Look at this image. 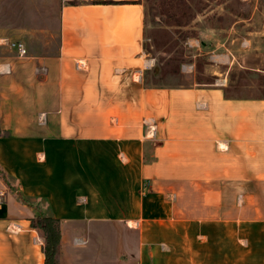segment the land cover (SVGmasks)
Returning <instances> with one entry per match:
<instances>
[{
    "label": "crops",
    "instance_id": "1",
    "mask_svg": "<svg viewBox=\"0 0 264 264\" xmlns=\"http://www.w3.org/2000/svg\"><path fill=\"white\" fill-rule=\"evenodd\" d=\"M137 1L57 0L56 26L0 9V264H44L35 215L59 264L96 221L136 233L139 264H264V97L227 94L228 49L203 52L208 81L146 83Z\"/></svg>",
    "mask_w": 264,
    "mask_h": 264
},
{
    "label": "rangeland",
    "instance_id": "2",
    "mask_svg": "<svg viewBox=\"0 0 264 264\" xmlns=\"http://www.w3.org/2000/svg\"><path fill=\"white\" fill-rule=\"evenodd\" d=\"M140 1L145 3L143 50L154 59L146 72L148 84L188 86L208 81L203 52L228 49L236 63L216 76L230 80L233 95L264 97V0ZM5 7L16 9L10 23H42V15L49 14L53 18L49 23L57 25V0H0V9ZM199 49L202 55L195 57ZM190 61L194 68L188 71ZM68 225L64 246L71 257L66 264H139L136 233L120 224Z\"/></svg>",
    "mask_w": 264,
    "mask_h": 264
},
{
    "label": "trees",
    "instance_id": "3",
    "mask_svg": "<svg viewBox=\"0 0 264 264\" xmlns=\"http://www.w3.org/2000/svg\"><path fill=\"white\" fill-rule=\"evenodd\" d=\"M97 1L101 3L123 2V0H97ZM137 2H140L142 4L144 8L143 13L145 16V3L140 0H138ZM143 22L145 27V20ZM229 81L230 80H228V87L226 91L227 94L233 95L234 93H232V91L234 90L231 88V83ZM146 83H148L147 80ZM154 85L156 84L154 83ZM30 223L32 227H36L40 229L42 232L44 238V246H43V251L45 255L44 264H59L56 258L58 252V246L60 243L59 220L49 216L35 215L34 217L30 218Z\"/></svg>",
    "mask_w": 264,
    "mask_h": 264
},
{
    "label": "built area",
    "instance_id": "4",
    "mask_svg": "<svg viewBox=\"0 0 264 264\" xmlns=\"http://www.w3.org/2000/svg\"><path fill=\"white\" fill-rule=\"evenodd\" d=\"M9 46L16 49L17 50V55L18 56H24L26 55L27 51H26V48L24 46V44L19 41V40H13V41H10L9 43ZM224 82V80H223Z\"/></svg>",
    "mask_w": 264,
    "mask_h": 264
},
{
    "label": "bare ground",
    "instance_id": "5",
    "mask_svg": "<svg viewBox=\"0 0 264 264\" xmlns=\"http://www.w3.org/2000/svg\"><path fill=\"white\" fill-rule=\"evenodd\" d=\"M11 228V227H10ZM13 229H16L15 227H12Z\"/></svg>",
    "mask_w": 264,
    "mask_h": 264
}]
</instances>
